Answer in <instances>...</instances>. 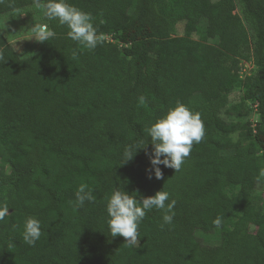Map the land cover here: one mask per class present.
<instances>
[{
  "label": "trees",
  "instance_id": "1",
  "mask_svg": "<svg viewBox=\"0 0 264 264\" xmlns=\"http://www.w3.org/2000/svg\"><path fill=\"white\" fill-rule=\"evenodd\" d=\"M67 2L93 16L102 37L94 50L41 12L56 36L31 53L18 55L0 34V204L8 206L0 264H264V207L255 196L264 184V0ZM33 6L3 0L0 15ZM182 21L184 37L170 39ZM214 38L221 48L204 43ZM240 61H252L253 77H241ZM246 78L242 100L258 119L234 139L219 113ZM178 102L200 113L205 129L181 170L161 166L163 179H148L144 149L121 164L124 147L140 139L151 152L145 128ZM80 185L95 201L77 208ZM118 188L138 202L168 191L173 222L161 227L163 212L152 209L137 244L111 236L105 197ZM28 217L41 225L34 246L22 239ZM216 229L217 245L195 236Z\"/></svg>",
  "mask_w": 264,
  "mask_h": 264
},
{
  "label": "clouds",
  "instance_id": "2",
  "mask_svg": "<svg viewBox=\"0 0 264 264\" xmlns=\"http://www.w3.org/2000/svg\"><path fill=\"white\" fill-rule=\"evenodd\" d=\"M34 5L42 13L46 21H57L61 26H66L67 36L70 40L87 50H94L102 37L98 35L93 23L91 13L71 5L67 0H33ZM3 3V0H0ZM31 31L38 42H46L56 36L47 22L35 24ZM144 102V97L139 98ZM146 136L150 137L151 152L147 151V145L143 139L136 143L128 144L122 153V163L131 161L138 149H144L149 159L150 167L145 169L148 179H163L161 166L170 168L175 172L181 170L185 159L190 155L194 144H199L205 135V129L201 115L191 111L186 105L177 103L167 113L146 127ZM95 201L94 195L87 190L86 185H80L76 193L74 206L83 207L85 202ZM167 201H170L166 203ZM175 200H170L168 191L160 190L151 197L137 201L134 194L130 195L120 188L114 189L105 197V211L107 214V227L113 237H123L127 244L135 245L138 242V226L145 218L147 211L161 210L162 225L171 224L175 215L173 209ZM8 213L7 204H0V220ZM220 217L214 219L216 227L221 225ZM40 221L34 217H28L23 226L22 239L25 244L34 246L41 238Z\"/></svg>",
  "mask_w": 264,
  "mask_h": 264
},
{
  "label": "rangeland",
  "instance_id": "3",
  "mask_svg": "<svg viewBox=\"0 0 264 264\" xmlns=\"http://www.w3.org/2000/svg\"><path fill=\"white\" fill-rule=\"evenodd\" d=\"M40 12L41 11L39 9L33 6L25 9L24 11L0 15V34L6 39L7 44L18 55L31 53L33 50H35L36 45L39 43L34 38H32L33 32L31 31V28L35 24L42 23V20L39 18ZM184 27L185 22H178L175 25L174 33L171 35L170 39H179L180 37H184ZM104 38L110 40L109 37ZM189 38L194 41H200L197 33L191 34ZM204 43L221 48L223 41L219 38H214L208 39ZM254 45L255 40L254 38L250 37V54L253 51ZM239 65V67L241 68L240 72L243 79L247 76L250 78L253 77L255 67L252 61H240ZM249 79L246 78L245 81H242L238 87L234 88L230 92L227 105L219 113V116L224 121L232 123L235 127L232 134L234 139L238 137L244 124H249V126L253 127L258 119L256 114V106L250 101L242 100V94L245 89L246 83L250 82ZM255 196L260 199V201L257 200L259 202V205L264 207L263 183L257 185L255 189ZM195 236L203 245L214 246L219 243V240L222 237V232L218 229L214 230L211 233L197 231L195 233Z\"/></svg>",
  "mask_w": 264,
  "mask_h": 264
},
{
  "label": "built area",
  "instance_id": "4",
  "mask_svg": "<svg viewBox=\"0 0 264 264\" xmlns=\"http://www.w3.org/2000/svg\"><path fill=\"white\" fill-rule=\"evenodd\" d=\"M242 77V76H241Z\"/></svg>",
  "mask_w": 264,
  "mask_h": 264
}]
</instances>
